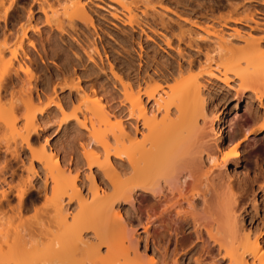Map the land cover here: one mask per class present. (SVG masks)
<instances>
[{
	"label": "bare ground",
	"instance_id": "6f19581e",
	"mask_svg": "<svg viewBox=\"0 0 264 264\" xmlns=\"http://www.w3.org/2000/svg\"><path fill=\"white\" fill-rule=\"evenodd\" d=\"M109 1L115 4H109L111 16L121 13L122 23L130 26L138 12L158 17L161 30L150 27L151 35L138 22L144 35L137 36L172 49L176 66L167 57L159 59L154 49L140 50V44L137 63L125 61L123 72L106 61L109 77L105 76L112 87H119L116 111L96 93V87L105 85L92 80L81 85L64 58L56 64L61 83L54 80L57 84L50 92L35 91L33 96L31 65L36 61L30 48L39 58L47 57L48 51L43 47L47 35H38L37 50L27 34L36 24L32 15L18 35L1 37L0 264H186V254L187 264H217L220 259L226 264H264V225L257 231L244 225L242 190L213 179L214 168L220 170L236 151L235 146L224 150L214 126L219 110L205 98L207 84L218 81L236 95L249 91L264 109V19L252 17L248 5L230 3L234 15L216 27L203 26L201 35L196 20L178 13L171 19L174 30L164 17L169 8L162 4ZM139 1L141 8L134 6ZM38 2L44 21L58 34L93 26L85 0ZM229 21L247 24V29L234 25L226 30L222 26ZM85 46L84 55L95 63L94 42ZM56 50L50 54L58 59ZM185 53L184 63L179 58ZM69 71L75 78L66 76ZM19 72L23 87L16 91L13 79ZM55 85L58 90L72 89L73 96L69 90L65 96L57 94ZM41 104L52 106L48 111ZM49 113L63 123L62 129L71 128L80 137V155L74 161L65 155L59 159L53 147L43 143L45 136L39 146L31 142ZM16 158L21 162L19 172L11 165ZM34 175L38 185L32 184ZM34 188L42 198L38 208L29 201ZM123 202L134 208L137 223L123 216ZM29 208L34 211L26 218Z\"/></svg>",
	"mask_w": 264,
	"mask_h": 264
},
{
	"label": "rangeland",
	"instance_id": "374dc122",
	"mask_svg": "<svg viewBox=\"0 0 264 264\" xmlns=\"http://www.w3.org/2000/svg\"><path fill=\"white\" fill-rule=\"evenodd\" d=\"M38 1L39 0L37 1L36 0H3V1L1 0L2 4H0V42L3 40V38H1L3 37V35L5 36L7 35L9 38H13L14 35H18L20 33V30H22L21 28L26 26L25 25L27 23L26 21L29 18H31L32 21L34 20L33 22L37 24V25L35 24V27L32 29L30 28L27 32V34L33 37L35 42V47L37 48V50L41 49L40 48L41 44L37 41L38 35L44 38L45 35H47L46 36L47 39L43 44V47L46 49V51H48L47 57L39 58L36 52L32 48H30L32 51V55L34 56L36 61V65L34 64L31 65L33 73L30 81L32 83L31 86H32L33 96H36V92L42 94V93H47L49 90L51 91V87L54 86L55 83L57 84V82L61 81L62 76L60 74L59 69L57 68L58 66L56 67V64L59 65L61 61L66 59L64 60V63L66 64L69 63L66 66L67 70L69 69L73 71L74 69L75 75H77L76 77L78 79H75V81L78 80V82L81 85H84L83 83L88 84V80L89 82L92 80L96 82V84L98 85L101 82L100 84H103V86L105 85V87L104 89L96 87L97 90L96 93L99 94L98 97L100 96L99 98H101V100L104 101L105 104L108 102L106 104L109 105L108 107H112L113 110L118 111L117 109H119L120 107L119 105L120 94L117 88L119 89V87L117 86L116 89L112 87L109 82V79H107V76H105L108 75L109 77V69L106 68L108 64H111L114 67V69L117 70L118 72L119 70L120 72H123V63H125V61L128 62L131 60L134 64H136L137 63L136 60L138 58L136 53L139 51L137 45L140 44V47L142 48V49L140 48V50L144 51L146 49L150 53L155 50L157 52L156 55L159 57V59L160 56L161 59L162 57H167L173 63V65L176 66L175 63L177 60V55H174L175 53L171 51L172 49L166 47L160 40H159V43L161 42L159 44L160 47H158L159 45L158 46L155 45L152 40L150 41V40L141 39L140 41V36L139 37L137 36L139 34L144 35V33L140 31L139 26L137 27V25H135V23L138 22L140 26L144 28L143 31L147 33L150 32L149 34H151V31L149 29L150 27L153 29L155 28L161 30L158 21H156L158 20L157 19L158 17L156 18V16H152V17L150 16L151 18H153L151 19L150 17H148L150 15L149 13H147L145 16L140 12H138V15L137 14L135 15L137 17V18L135 17L136 20L135 19L134 21L132 20L130 26V24H127L126 22L122 23L121 18H119V16L122 17L121 13L118 12L119 16H117L118 18L116 17L117 19L111 16L109 11L113 9L111 8V6L109 7V4L110 5L111 4L115 5V4H113L109 0H85L87 5L89 6V11L93 20L92 21L93 26L92 27L88 26L87 28L81 26L79 27V29H77L78 33L77 31L75 33L72 32L71 34L72 37H71V35L68 32L62 31L61 34L60 33L58 34V32L55 29H52L53 27L49 29L48 24L44 21L43 13L41 12V9L38 6L39 4ZM54 1L55 0H48V2H54ZM91 1L95 2L96 4H93ZM152 1L149 0L148 4L150 3L154 5L162 4L163 6H167L169 8V10L167 9V12H165L167 13V15H164V17L166 16L165 17L166 21L168 20L170 21V24L173 26L174 30L176 29V26L174 25L175 22L171 23V19L173 20L175 17L174 14L178 13L191 20L192 19L194 21L196 20L197 24L201 25L202 27V29H200V26L199 28L198 27L196 28V30L200 32L201 35L202 34L204 35L205 33L203 32L204 27H207L208 25L210 27L211 26L216 27L219 25L218 22L219 23L223 22L222 19H226L234 15L232 8H230L231 6L230 7L228 6L230 5V3L233 5L237 4L238 6H241V4L242 5L244 4L245 6L248 5V7L250 6L249 7L251 9L250 11L253 13L252 17L257 18L258 20L264 19V5H263L264 0H152ZM134 6H138V8H141L142 2L140 1L136 2ZM227 8H229L230 10ZM231 12L232 14L228 15ZM227 24H228L227 26H222L226 30H229V28L234 25L239 26L240 28L247 29L246 26L247 24H244L242 22L238 24H234L231 23V21H229L227 22ZM207 29L206 31H210L211 28H207ZM262 39L264 40V36L262 37ZM87 41L94 42V45L96 46L97 53L96 54L93 53L95 63L89 60L87 56L84 55L82 47H86L85 45L89 44V42ZM57 47L60 48L58 49ZM54 50L56 51L60 50V52H58L60 55L58 59L56 56H52L50 54L51 51ZM166 50L168 51V53ZM73 52L77 53L78 56H76V54H74ZM187 53H191V52L189 51ZM128 54H130V56ZM192 54H190V56L195 57V55ZM186 55L187 54L185 53L183 57L179 58V60L185 63L184 60L186 58L185 57ZM197 55L200 58L202 57V53ZM105 57L107 60H105ZM73 58H75L76 60ZM103 61L104 63L106 61L110 63L107 64L106 62L104 64ZM100 66L102 68H99ZM119 67L121 68L119 69ZM101 69H103L102 70L103 72L101 71ZM71 71L67 72L66 76H70L68 73H71ZM18 74L20 77L19 76L14 77L13 79L14 81L13 85L14 88L16 87V91H19L20 87L21 88L23 87L21 85L22 82L20 81L21 78L23 79L22 73L19 72ZM72 75L75 78V75L74 74ZM72 75L70 76V78L73 77ZM56 77L59 78L57 79ZM54 80L57 82H55ZM209 83L207 84L208 89H205L206 92L205 98L211 108L214 107L219 110V119L214 122V126L216 128V132L218 133L219 131L221 133L222 138L220 143L223 144L222 146L224 150L228 149L227 147L231 148V146L232 147L235 146V151H236L235 156L234 155L229 156L230 158L228 157L227 162L225 163L224 166L220 167L221 168L220 170L214 168L213 173L215 174H213V179L215 181L217 180L222 181L225 184L229 182L235 188L237 187L238 190L239 189L242 190V196L240 198L242 204L241 205L242 222L244 225L250 226L251 230L254 229L255 231H257L258 229L261 228V225L262 226L264 225V123H262V121H264V109L257 104V101L255 100V98H253L252 95H250L249 91H243L242 94L236 95L231 88L226 87L221 82L217 81V82H211L210 84ZM58 87L59 86L55 85L56 93L59 95L64 93V96L67 95V92L70 89L69 87L68 90L66 87H62L60 88V90H58L59 89ZM109 89L111 91H109ZM73 92L74 91L72 89L69 90L68 95L70 94V96H73ZM115 94H118V97ZM42 99L45 100L44 102L46 103L45 96L44 97L42 96ZM113 104L119 106L116 108V106H114ZM40 106L46 108L45 110L49 111L52 105H48L46 107V104L45 105L41 104ZM49 114H48L49 116L47 115L48 117H45V120L48 118L50 121L48 122L45 121L44 119L43 120L45 123L42 122L43 120L41 121V125L37 128V131L35 132L36 134L35 133L32 134L31 142L34 144V146H39L44 141L43 137L45 136L46 141H44L43 143L53 147V150L55 151L56 156L59 159L63 158L62 156L65 155V157H71V159L74 161L76 158L75 155L76 154L80 155L79 153L80 137L71 128H65L66 130L62 129L64 127L62 126L63 123H58L57 119L52 117L53 114L52 113ZM2 138L3 135L0 133V140ZM21 152L22 151H19V154H21ZM11 165L16 168L17 172H19V167L21 165V162L19 163V158L12 159ZM81 169L85 170V166L83 165ZM219 175L220 178H218ZM34 177L36 178V175H34ZM79 178H81V176H79ZM79 180L80 179H77L78 183ZM96 181L99 182V177H96ZM39 183L40 182L38 178L33 179L32 181V184L35 185H38ZM99 185H102L101 182H99ZM31 190L32 193L29 199L30 204L32 207L38 208L42 201L41 194L39 193V195H37L38 190H36L35 188ZM15 201H16L15 198H11L12 203H15ZM253 203H255V205ZM252 204L256 208L255 211L256 214L254 212L255 208L252 207ZM33 211H34L33 208L31 209L29 208V210L25 211L26 214L24 216L26 218L32 216ZM121 211L124 217L129 216V218L133 223H137L136 216L133 212L134 208L133 209L130 208V206L127 205V203L123 202L121 203ZM136 227L138 231H141L140 230L141 228L138 225ZM150 249H148L149 253H151ZM189 256L190 254L189 255L186 254V256L183 258V261L186 264L189 262L188 261ZM217 264H226V260L220 259L218 260Z\"/></svg>",
	"mask_w": 264,
	"mask_h": 264
}]
</instances>
